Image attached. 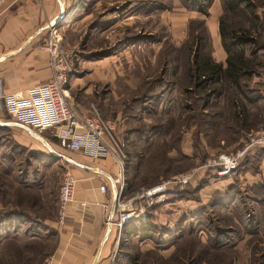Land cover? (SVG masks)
Returning a JSON list of instances; mask_svg holds the SVG:
<instances>
[{"label":"rangeland","instance_id":"obj_1","mask_svg":"<svg viewBox=\"0 0 264 264\" xmlns=\"http://www.w3.org/2000/svg\"><path fill=\"white\" fill-rule=\"evenodd\" d=\"M83 1L79 0V3ZM100 3L93 14L97 23L90 26L86 22L82 24L69 38L72 44H64V47L75 51L72 58L74 71L69 81L77 68H86L82 66L86 60L103 58L101 63L104 66L116 67L114 85L110 83L111 80L96 81L90 94L77 96L84 89V83H80L74 86L78 88L74 89L76 96L72 94L78 101L87 99L89 102L83 111L93 103L102 116L117 123L116 132L123 140L126 154L124 200L133 195H143L145 189L174 175L193 171L189 183L182 187L174 186L165 194L167 200L144 205L146 216L141 221L151 222L150 218L155 217V222H152L157 227L155 234L158 242L171 243L165 246L167 250H156L155 246L141 250L138 246L141 240L136 237L130 238L123 250L131 256L138 255V264H189L196 257L199 258L196 264H216L217 261H223L220 264H264V181L260 182L264 180V149L247 154L228 176H217L215 168L208 165L209 160L232 153L249 136L264 129V102L259 98L264 91V0H237L235 9L223 10L220 0L211 1L207 6L208 12H219V21L226 26L230 39L236 41L238 48H243L255 63L256 72L243 80L248 85V98L245 99L246 114L242 123L236 121L235 115L233 117L234 111L229 99L231 88L224 86V89L222 87L213 91L212 84L201 81L203 78L194 77V73L192 77L191 74L195 35L206 36L203 21L205 24L207 14L199 10H187L182 0H101ZM136 7L142 8L143 22H132L131 25L140 29L142 37L130 35L125 40L131 45L128 46L127 54L122 52L118 55L119 49L115 51V48L122 47V41L111 47L107 45L115 42L120 26L107 32L108 38L99 35V28L113 25L123 16H132L129 18L132 20ZM178 11H198L202 16L190 18L188 15L186 20H176V29L172 30L168 18L163 17ZM103 15L107 18H103ZM66 16L67 13L64 17L67 19L69 15ZM127 27L132 31V27ZM95 46L103 49L97 50ZM209 49L207 38L203 40L202 51L207 53ZM141 96L152 97V100H143ZM0 120L14 121L12 117L6 118L1 109ZM152 126H159V133L150 131L149 127ZM134 129L141 130V134L148 136L150 141L144 143L142 135L135 134ZM7 130L0 128V144L5 145L4 148L0 147V222L5 215L3 213L11 210L8 206L12 202L20 209L43 211V215L57 218L59 184L66 170L70 171L73 166L54 157H46L45 162L40 161L41 155L38 152L25 151L8 136ZM181 147L183 152L192 154L187 155L188 160L183 156ZM56 150L73 156V151L60 147H56ZM108 159L114 162L111 157ZM87 164L107 167L108 163L89 160ZM197 168H200L199 173L203 172L198 178V173L194 175ZM24 179L36 185L42 179L45 180L44 207L40 206L42 202H36V195H41L37 188L24 191ZM225 179L229 181L223 182ZM213 182L217 183L219 190L215 192H224L234 187L240 200H235L229 208L215 207L205 211V206L215 192L211 196L207 193L199 195V190ZM176 196L193 200L195 204H168ZM163 204L169 207L162 209ZM52 208H55V212H52ZM245 208V211L248 210V222L256 220L254 227L257 231L254 235L246 233L241 226ZM156 209L158 214L154 215ZM231 217L236 221L230 226L235 230L231 233L232 248L213 249L214 227L219 224L230 225ZM149 232L153 238L154 233ZM7 236L5 230L0 228V264H42L53 245L52 240L33 242L35 249L24 253L22 246L17 248L18 243L23 245L24 240ZM117 256L122 264H126L121 255Z\"/></svg>","mask_w":264,"mask_h":264},{"label":"crops","instance_id":"obj_2","mask_svg":"<svg viewBox=\"0 0 264 264\" xmlns=\"http://www.w3.org/2000/svg\"><path fill=\"white\" fill-rule=\"evenodd\" d=\"M100 1L101 0H88L85 5V0L81 4L79 0H6L0 6V98L9 94L30 97L31 100L35 102L36 107L44 114V127L42 130L36 131L32 129L34 133H31L20 126L5 125V128L8 129L7 134L25 149V151L38 152V155H41L40 161L42 162L47 161L46 157H54L55 159L64 160L71 164L73 167L69 172L76 179L74 198L67 204L66 215L61 223L58 222L57 218H53V216L49 214L43 215V211L34 212L33 210L20 209L12 202V204L8 206L11 207V210L8 209L4 213L2 212L5 215H3L4 217L1 216L3 219L0 222V228L5 230L8 235L7 238L12 236V238L17 237L16 239L22 238L24 240L22 242L23 245H19V243L17 245V248L23 247L24 253L35 249V244L33 242H48L52 240L53 245L49 254L52 259V264H91L99 248L100 252L95 264H110L113 253H116L114 259L117 257L118 253L119 241L117 240L116 230L111 225L110 230H108L107 223L114 194V181L119 173L115 166L116 164L109 160L108 157L94 159L81 151H73L72 156L60 152L61 150H56V147L60 146L56 142L52 118L49 111L44 109L40 104L36 92V86L46 82L51 77L47 53L41 47V43L46 35L47 24L49 22H54L63 8L65 14L68 13L67 16H69L67 19H62L63 21H61L58 26L62 35L63 45H70L72 42L69 38L78 27L85 24V22L89 26L92 23H97L93 14L94 11L100 7ZM174 4L176 5V3ZM141 9L142 8L139 7L135 8V14L132 20H129L132 16H123L113 25L99 28V35H105L104 38H108L107 32L111 31L115 26V28H117V25L120 26L118 28L119 32H117L118 37L115 42H110L107 45V47H111L114 46L116 42L122 41L124 44H120L123 46L115 48V51L119 49L118 55L122 52L123 54H127L128 46L131 45L126 41L130 35L135 38L142 37L140 29L138 30L137 26L132 27L131 25L132 22H135V24L143 22L141 14L143 12L140 11ZM188 15L190 18H199L202 16L198 11H178L171 12L163 18H168V21H170L168 23L170 28L175 30L176 23H178L176 20L182 18L186 20ZM103 16V18H107L105 15ZM219 17L218 11L211 13L209 10L208 14L205 16V24L210 40V55L213 60L225 65L227 53L221 44ZM127 26L132 27V31H129ZM150 34L152 35L153 32H150ZM130 39L132 38L130 37ZM130 42L133 44L135 43L133 40ZM96 49L101 51L103 48L99 46L96 47ZM106 55L107 54H105V56ZM102 59L103 58H96V60L92 61L86 60V63L82 65L86 68L81 70L77 68L74 73L75 76L73 75V78L69 81V86L67 88L69 100L80 110H85L89 102L84 98V100L78 101L73 97L72 93L76 96L74 89H78L74 87L75 85L84 83L82 93H79L77 96L90 94L93 91L96 81L111 80L110 83L113 82L114 85L116 67L109 68L106 65L104 66V63H101L104 60ZM130 87L133 86L130 85ZM261 95L263 96L262 101L264 102V91ZM0 109L3 111L1 103ZM4 146L0 144L1 148H4ZM48 146L53 148L57 153L63 154L81 164L93 167L95 170L85 169L84 167L70 163L66 159L55 157L51 154ZM181 150L182 152L184 151L182 147ZM183 153L192 156V154ZM11 158L13 159V157ZM89 160H103V162L107 161L108 164L107 167L93 166L87 164ZM199 171L200 168L195 169L194 175L198 173L196 177H199L203 173H199ZM226 180L228 179L223 180V182H226ZM263 181L264 180H261L260 182ZM24 182V191L27 192L32 188H37V190H39L41 195H36V202H42L40 206L44 207L43 202L46 200L44 195L45 180L42 179L39 185L28 182L27 179H24ZM101 183L106 185L107 191L102 192L99 189ZM217 188V183L213 182L210 186L207 185L201 188L199 190V195L207 193L211 196L213 192L219 191ZM176 197L172 198L168 204L171 206H177V204L180 203L186 206H194L195 204L193 200H185L184 198ZM167 199L168 197L166 200ZM82 202L84 204H82ZM163 205L162 209L169 207L165 204ZM154 211V215L158 214L157 209ZM52 212H55V208H52ZM154 218L155 217L152 216L150 220L155 222ZM156 245L153 239H143L138 243L141 250L144 248H152Z\"/></svg>","mask_w":264,"mask_h":264},{"label":"built area","instance_id":"obj_3","mask_svg":"<svg viewBox=\"0 0 264 264\" xmlns=\"http://www.w3.org/2000/svg\"><path fill=\"white\" fill-rule=\"evenodd\" d=\"M6 0H0V6ZM68 14V13H67ZM47 53L51 77L36 86L38 100L44 109L49 111L53 121L54 134L58 145L69 151H81L94 159L111 157L118 167L115 178L117 199L110 225L115 228L117 240L123 235L124 227L135 219L144 220V205L162 202L165 194L172 187H182L189 183L193 171L179 173L170 179L145 189L143 195H133L124 200V178L126 154L123 140L116 132V123L104 118L97 107L91 103L86 111L80 110L69 100L67 84L69 76L74 71L72 58L75 51L64 47L62 35L56 22H49L46 35L41 43ZM4 106L14 121L23 123L36 131L44 127L42 111L36 107L30 97L9 94L3 97ZM264 149V129L249 136L244 144L228 155H219L208 161L215 168L217 176H228L238 167L240 161L249 153ZM75 177L68 171L63 174L57 193V220L62 222L66 215V206L73 200L75 193ZM102 192L107 191L104 183L99 185ZM143 198V199H142ZM146 202H145V201ZM134 201V202H133ZM133 202V203H132ZM82 204H84L82 202ZM116 253H113V258ZM111 260L110 264H113ZM42 264H52L51 256L45 258Z\"/></svg>","mask_w":264,"mask_h":264},{"label":"trees","instance_id":"obj_4","mask_svg":"<svg viewBox=\"0 0 264 264\" xmlns=\"http://www.w3.org/2000/svg\"><path fill=\"white\" fill-rule=\"evenodd\" d=\"M184 7L187 10H199L203 12L205 15L208 14L207 11V6L211 4L212 0H182ZM223 10L226 9H235V4H237V0H220ZM203 25L205 26L203 21ZM205 33L209 41V46H210V40H209V34L207 31V27L205 26ZM219 33H220V38H221V44L227 53L226 59H225V65H223L221 62H217L213 60V58L210 55V49L207 50V53H204L202 51V44L203 40H207L206 36L203 34H197L195 35V52L192 56L191 64H192V77L194 73V77L197 78H203L201 81L210 83L213 86L215 84H220L216 87L212 86L213 91H218L220 89H224V86L227 88H231V92L229 95L230 99V104L231 107L233 108V117L237 118L236 121L238 122H243L246 114V104H245V99L248 98V85L247 83H244V78L250 77L253 75L255 71V66L253 63V58L250 57V55H247L244 51L243 48H238V43L236 41H233V39H230L226 26H224L222 21H219ZM208 48V46H207ZM191 69V68H190ZM201 83V82H200ZM200 85V84H199ZM221 93V92H220ZM259 98H263L262 95L259 96ZM141 99L143 100H152V97H144L141 96ZM135 101V99L133 100ZM137 104V103H136ZM104 117V116H103ZM106 118V117H104ZM6 126L0 125V128H5ZM150 131H153L154 134L157 132L159 133L160 127L159 126H152L149 127ZM148 128V129H149ZM153 128V130H152ZM133 132V131H132ZM135 134L139 135L141 134V130L139 129H134ZM141 140L146 143L150 141L148 139V136L145 134H141ZM145 152L147 149L144 150ZM187 160L189 157L187 155H183ZM191 160V159H190ZM192 162V160H191ZM237 191L234 187H230L228 190L224 192H215L210 201L207 203L205 206L206 210L209 208L213 209L215 207H225L229 208L235 200H240L239 197L236 195ZM253 194V193H252ZM242 201V199H241ZM252 201V199H251ZM245 205V204H243ZM202 207V208H205ZM200 208V209H202ZM246 208L243 210L245 211ZM248 210L245 211L243 215V221L241 226H243V229L246 231V233H249L251 235H254L257 229L254 227V221L256 224V220L253 219L248 222L247 220V214ZM250 212V210H249ZM204 213V212H203ZM249 214V213H248ZM149 217V215L147 216ZM264 221V220H263ZM235 220L231 217V224L230 225H216L214 227V242L212 240V248L213 249H218V248H232L233 242H231L232 238L231 233H234V229H232L230 226L232 224H235ZM123 235L120 236L119 239V244H118V253L117 255H121L123 258L122 260L126 262V264H138V255H130L127 251L123 250L124 249V244L130 240L132 237L138 238V240H143V238H151L156 242V250L163 249L165 246H169L171 243H166V244H160L158 242V239L156 237L157 234V227L154 226L153 223H151L149 220L146 221H140V220H134L131 223L127 224L124 228ZM149 231H152V235ZM170 233V232H167ZM210 236L212 235L209 233ZM264 243V242H263ZM210 246V245H209ZM206 252V251H204ZM251 255H253L251 253ZM199 262V258H193L189 264H196ZM205 262V261H201ZM223 261H217L215 262L216 264H220ZM113 264H122V261L120 260V257L117 256Z\"/></svg>","mask_w":264,"mask_h":264},{"label":"water","instance_id":"obj_5","mask_svg":"<svg viewBox=\"0 0 264 264\" xmlns=\"http://www.w3.org/2000/svg\"><path fill=\"white\" fill-rule=\"evenodd\" d=\"M65 17V12H64V9L62 8L61 9V13L56 17L55 21L57 25H59L61 23V21H63L62 19ZM0 103H1V106L3 108V111L5 113V116L6 118H9L10 115L9 113L7 112V110L5 109V106H4V99L1 98L0 99ZM0 125H16V126H20V127H23L24 129H26L27 131L31 132V133H34L32 128L27 126V125H24L23 123H20V122H17V121H12V120H7V121H0ZM49 147V146H48ZM50 151H51V154L54 155L55 157H60V158H63V159H66L67 161H69L70 163L72 164H75V165H78V166H81V167H84L85 169H89V170H95V168L93 167H90V166H87V165H84V164H81L63 154H60V153H57L55 150H53V148L49 147ZM115 183V182H114ZM116 199H117V188H116V185L114 186V194H113V197H112V201H111V206H110V210H109V215H108V218H107V223H108V230H110V221H111V217L115 211V206H116ZM99 252H100V248L97 250L95 256H94V259L92 261L91 264H95L97 259H98V256H99Z\"/></svg>","mask_w":264,"mask_h":264}]
</instances>
